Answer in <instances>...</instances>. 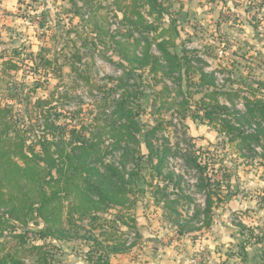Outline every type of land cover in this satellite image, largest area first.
Listing matches in <instances>:
<instances>
[{
    "label": "trees",
    "instance_id": "obj_1",
    "mask_svg": "<svg viewBox=\"0 0 264 264\" xmlns=\"http://www.w3.org/2000/svg\"><path fill=\"white\" fill-rule=\"evenodd\" d=\"M166 1L100 0L124 22L122 31L126 39L117 42L123 74L109 79L115 85L102 97V118L97 117L94 126L60 122L62 112L56 110L59 99L54 101V94L35 101L30 96L22 98L18 91L25 87L23 83L14 82L10 97L15 103L25 104L24 115L16 111L15 105L9 102L4 105L0 101V264H26L25 259L30 257L36 264H50L52 241L73 239V232L81 223H87L92 231L102 230L100 235L107 234L105 241H111L115 233L108 231L114 230L121 236L126 230L139 236L137 219L132 212L139 199L147 194L146 186L151 189L155 205L161 206L178 226L180 237L211 226L214 209L225 202V183L231 172L227 166H220L223 179L214 180L208 174L214 164L209 166L204 162L195 148L173 152L170 147L154 145V137L163 123L154 126L141 119L147 103L145 91L150 85L147 77L156 82L161 76L159 82L164 83V90L168 92V81L176 85L180 100H175L173 106L175 115L182 121L201 120L226 139V145L235 146L238 158L264 161V154L258 152V149L264 150V83L246 84L249 96L243 98L244 111L223 104L221 97L234 102L240 98L239 94L235 92L231 96L218 90L214 73L204 70L206 62L184 48L186 40L177 25L181 20L172 19L165 24L173 7V3L166 7ZM81 2L94 8V0L72 1L73 18H84ZM86 14L88 20L96 22L97 10L92 14L86 10ZM83 47L89 48V43ZM20 58L16 51L9 60L0 56V72L10 75L22 71L24 65L19 64ZM39 59L34 73H39L42 67L45 77L52 73L61 76L57 60ZM82 79L90 84L85 77ZM194 88L197 92H193ZM197 93L203 94L199 100L194 99ZM32 112L34 117L30 116ZM160 113L161 110H157L156 114ZM114 154L118 160L110 161ZM170 156L182 157L185 165L197 173L199 188L205 195L203 205L184 222H181L179 206L182 199L189 198L170 193L168 184L154 186L147 181L148 177L154 179V173L158 179L167 180L162 173ZM263 197L260 198L262 203ZM102 221L104 224H100ZM103 225H108L109 229H104ZM238 227L244 237L242 248L250 246L253 239L255 244L264 242L255 230L242 222ZM4 237L15 245L7 248L1 242ZM120 246L108 248L106 254L127 250ZM87 262L110 264L108 257L94 261L91 254ZM261 264H264V249Z\"/></svg>",
    "mask_w": 264,
    "mask_h": 264
},
{
    "label": "rangeland",
    "instance_id": "obj_2",
    "mask_svg": "<svg viewBox=\"0 0 264 264\" xmlns=\"http://www.w3.org/2000/svg\"><path fill=\"white\" fill-rule=\"evenodd\" d=\"M72 1L75 2L0 0V56L9 60L16 51L21 55L19 64L24 65L22 71L10 75L0 72V101L4 105L7 102L15 105L16 111L24 115L25 104L15 103L16 100L10 97L14 82L23 83L25 87L18 91L22 98L30 96L35 101L39 97L51 98L54 94V101L59 99L56 110L58 113L62 112L60 122H71V126L92 127L96 124L97 117L100 120L102 118V97L115 85L109 79H117L123 74L119 65L117 42L126 39V33L122 31L124 22L115 17L113 11L104 7L100 0H94V8L80 3L84 18H73ZM172 3L173 7L165 24L168 25L172 19L181 20L177 25L183 40H186L184 48L206 62L204 70L209 74L214 73L218 90L228 92L231 96L237 92L240 96L234 102H228L226 96H223L221 102L229 108L244 111L243 98L249 96L246 84L257 81L264 83V0H167L164 4L168 7ZM98 7L101 8L97 9ZM86 10L91 14L97 10L96 22L88 20ZM119 29L121 31L118 34L115 31ZM86 42L89 43V48L83 47ZM39 57L52 62L57 60L61 76L52 73L45 77L42 67L38 69L39 73H34L37 62H40ZM1 68L0 60V70ZM78 74L88 79L90 84ZM160 78L161 76L156 83L154 79L147 77L150 85L145 91L147 103L141 118L144 123L154 126L163 123L154 137V145L170 147L173 152L195 148L197 154H202L204 162L209 166L214 164L208 170L209 176L222 181L220 166H227L232 171L239 160L246 162V159L236 157L237 152L231 145H226V139L205 122L190 118L182 121L175 115L173 103L180 100L177 96L178 88L168 81L170 90L165 91L164 83L159 82ZM195 81H198V77H195ZM185 88L183 85V92H186ZM193 92H197V89L194 88ZM202 96V93H197L194 99L199 100ZM157 110H161V113L156 114ZM195 111L197 112L193 110ZM30 114L35 116L33 112ZM258 152L260 155L264 154L262 149H258ZM116 160L117 155L110 157V161ZM248 161L249 165L240 166L241 173L252 171L255 176L264 178L263 159ZM153 176L154 179L148 177L147 181L154 186L163 187L168 184L171 186L170 193L189 198L182 199L180 203L179 210L183 216L181 222L188 220L203 205L205 195L199 188V176L185 165L182 157H168L162 173V177L167 180L158 179L156 173ZM175 184L176 188L173 187ZM146 188L147 194L139 199L137 208L132 212L137 219L139 236L132 230H126L121 236L119 231L114 230L108 231L115 233L111 237L113 240L105 241L107 234L100 235L102 230L92 231L87 223H81L79 228H75L73 239L52 241L50 264H89V254L94 261L108 257L110 264H150L160 249L169 247V252H179V249L186 248L184 242L187 237L197 239L202 235V232H198L180 237L178 226L166 216L161 206L155 205L150 187ZM261 191L260 198L264 195V190ZM260 204L261 213L245 226L255 230L264 240V202ZM100 224H104V221ZM103 226L104 229H109L108 225ZM30 228L37 229L33 225ZM148 237L156 241L153 246L145 239ZM1 242L7 248L15 245L6 237ZM254 242L255 239L251 241V245L257 246ZM263 243L259 244L261 247L258 246L262 248V254ZM116 245H123V250H127L120 254H106L108 248ZM25 263L36 264L32 257L26 258Z\"/></svg>",
    "mask_w": 264,
    "mask_h": 264
},
{
    "label": "crops",
    "instance_id": "obj_3",
    "mask_svg": "<svg viewBox=\"0 0 264 264\" xmlns=\"http://www.w3.org/2000/svg\"><path fill=\"white\" fill-rule=\"evenodd\" d=\"M232 148L237 152L235 146ZM248 163L239 160L237 167L229 170L231 176L225 183V202L214 209L211 226L197 239L187 237L185 251L179 249L173 253L169 252V247L160 249L150 264H193L192 260L198 256L202 258L200 264H261V244L242 248L244 237L238 227L239 222L251 223L261 213L260 193L264 190V178L255 176L252 171L242 174L240 166ZM145 239L151 246L156 243L153 238Z\"/></svg>",
    "mask_w": 264,
    "mask_h": 264
},
{
    "label": "built area",
    "instance_id": "obj_4",
    "mask_svg": "<svg viewBox=\"0 0 264 264\" xmlns=\"http://www.w3.org/2000/svg\"><path fill=\"white\" fill-rule=\"evenodd\" d=\"M263 196H264V195H263ZM201 261H202L201 256H198V257H196L195 259L192 260V263H193V264H200Z\"/></svg>",
    "mask_w": 264,
    "mask_h": 264
}]
</instances>
